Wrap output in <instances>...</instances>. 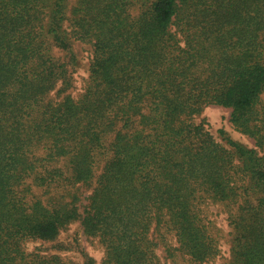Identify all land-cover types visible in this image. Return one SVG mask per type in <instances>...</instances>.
Returning a JSON list of instances; mask_svg holds the SVG:
<instances>
[{
	"label": "trees",
	"instance_id": "trees-1",
	"mask_svg": "<svg viewBox=\"0 0 264 264\" xmlns=\"http://www.w3.org/2000/svg\"><path fill=\"white\" fill-rule=\"evenodd\" d=\"M76 222L105 264H161L167 233L185 264H264V0H0V264H66L26 243Z\"/></svg>",
	"mask_w": 264,
	"mask_h": 264
},
{
	"label": "rangeland",
	"instance_id": "rangeland-1",
	"mask_svg": "<svg viewBox=\"0 0 264 264\" xmlns=\"http://www.w3.org/2000/svg\"><path fill=\"white\" fill-rule=\"evenodd\" d=\"M77 53L79 56V64L76 77L78 93L81 89L82 82L88 77V50L89 46H83L76 44ZM231 109L210 105L207 106L198 120H206L207 127L213 134L218 138L222 139V133L225 132L228 136L236 141H239L245 145L251 146L254 141L253 139L238 132L230 122ZM88 196L87 192H84L81 205L87 204L85 200ZM206 207L212 214L213 220L217 222L219 229L223 230L222 235H225L221 239L222 253L220 261H223L228 256V250L230 249L231 239L230 232L232 230L229 227L228 214L224 211V208L220 205H214L211 201L208 202ZM83 210V208H81ZM158 244L156 246V253L159 257L161 264H185V261L181 257V253L176 250L178 243L175 237L167 233L165 237L156 239ZM26 247L29 253H40L43 256L51 257L57 255L66 264H87L89 259H93L94 264H105L107 259V250L102 244L99 238L89 237L84 233L80 222H76L70 225L66 230L62 231L61 235L56 241L53 242H42V241H29L26 243ZM170 249V252L168 251ZM176 256V257H175Z\"/></svg>",
	"mask_w": 264,
	"mask_h": 264
}]
</instances>
